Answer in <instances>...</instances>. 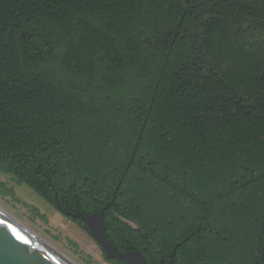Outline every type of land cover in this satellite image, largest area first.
<instances>
[{
	"label": "trees",
	"instance_id": "trees-1",
	"mask_svg": "<svg viewBox=\"0 0 264 264\" xmlns=\"http://www.w3.org/2000/svg\"><path fill=\"white\" fill-rule=\"evenodd\" d=\"M0 169L149 264H264V0H0Z\"/></svg>",
	"mask_w": 264,
	"mask_h": 264
},
{
	"label": "rangeland",
	"instance_id": "rangeland-1",
	"mask_svg": "<svg viewBox=\"0 0 264 264\" xmlns=\"http://www.w3.org/2000/svg\"><path fill=\"white\" fill-rule=\"evenodd\" d=\"M0 206L74 263L110 264L91 236L1 169Z\"/></svg>",
	"mask_w": 264,
	"mask_h": 264
},
{
	"label": "water",
	"instance_id": "water-1",
	"mask_svg": "<svg viewBox=\"0 0 264 264\" xmlns=\"http://www.w3.org/2000/svg\"><path fill=\"white\" fill-rule=\"evenodd\" d=\"M74 215L82 219L97 246L109 257L124 260L129 264H149L138 250L119 252L112 246L105 234L102 211L94 213L76 211ZM172 258L173 254L166 264H170ZM0 264L70 263L0 212Z\"/></svg>",
	"mask_w": 264,
	"mask_h": 264
},
{
	"label": "bare ground",
	"instance_id": "bare-ground-1",
	"mask_svg": "<svg viewBox=\"0 0 264 264\" xmlns=\"http://www.w3.org/2000/svg\"><path fill=\"white\" fill-rule=\"evenodd\" d=\"M0 212H2L5 216H7L9 219H11L13 222H15L17 225H19L21 228H23L25 231H27L30 235H32L34 238H36L38 241H40L42 244H44L46 247H48L50 250L55 252L57 255H59L61 258H63L65 261H67L70 264H76L66 256L62 255L58 250H56L52 245H50L46 240L41 238L39 235H37L34 231H32L27 225H25L23 222H21L19 219H17L15 216H13L11 213L6 211L4 208L0 206Z\"/></svg>",
	"mask_w": 264,
	"mask_h": 264
},
{
	"label": "flooded vegetation",
	"instance_id": "flooded-vegetation-1",
	"mask_svg": "<svg viewBox=\"0 0 264 264\" xmlns=\"http://www.w3.org/2000/svg\"><path fill=\"white\" fill-rule=\"evenodd\" d=\"M32 41V40H31Z\"/></svg>",
	"mask_w": 264,
	"mask_h": 264
}]
</instances>
